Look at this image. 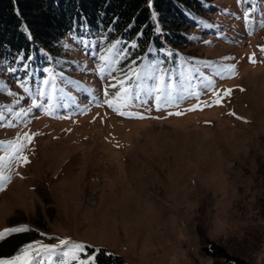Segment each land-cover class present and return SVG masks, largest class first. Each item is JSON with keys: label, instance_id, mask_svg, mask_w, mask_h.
Masks as SVG:
<instances>
[{"label": "rangeland", "instance_id": "rangeland-1", "mask_svg": "<svg viewBox=\"0 0 264 264\" xmlns=\"http://www.w3.org/2000/svg\"><path fill=\"white\" fill-rule=\"evenodd\" d=\"M209 4L163 54L71 38L57 64L0 72V142L36 134L29 163L3 170L0 233L28 231L0 239H25L0 259L68 240L81 259L231 264L219 246L264 264V0ZM124 88L135 115L107 103Z\"/></svg>", "mask_w": 264, "mask_h": 264}, {"label": "trees", "instance_id": "trees-1", "mask_svg": "<svg viewBox=\"0 0 264 264\" xmlns=\"http://www.w3.org/2000/svg\"><path fill=\"white\" fill-rule=\"evenodd\" d=\"M209 6V0H0V72L19 68L21 61L39 71L57 64L63 40L71 38L94 46L120 41L131 54L145 58L163 54V39L173 46L185 44L184 33L210 12ZM23 239L1 241L0 257ZM213 247L209 255L249 264ZM95 264L123 262L100 248Z\"/></svg>", "mask_w": 264, "mask_h": 264}, {"label": "snow or ice", "instance_id": "snow-or-ice-1", "mask_svg": "<svg viewBox=\"0 0 264 264\" xmlns=\"http://www.w3.org/2000/svg\"><path fill=\"white\" fill-rule=\"evenodd\" d=\"M107 59V57H105ZM134 75H138L134 73ZM163 82V78L161 77V83ZM159 91V89H157ZM124 95L119 96V101L114 102L109 100L107 103L109 107H113L115 111H117L120 115H135L132 113H125L122 110V107H128L129 98L128 92L129 89H123ZM231 89L225 91L224 95H230ZM216 103H222L223 97L217 93ZM159 99V97H157ZM122 102V103H121ZM195 110V109H190ZM180 115L182 113H176ZM234 115V114H233ZM139 118H143L142 116ZM36 134L29 135L25 133L22 137L17 138L16 141H9L7 145L4 142H0V150H2L5 154L0 156V190H3V186H6L8 182H10L11 177L9 175L4 174V169L9 167V164H27L29 163L28 157L24 155V150L27 144H30L33 140V136ZM28 231L27 228H12L7 229L3 233H0V239H3L6 235L13 232H23ZM62 246H68L64 249ZM86 246L81 243L69 242L68 240H61L60 245L57 246H33L28 245L25 249H23V256H17L12 259H0V264H52L53 256H58L56 264H95V257H88L87 259H81L78 253H82L85 251Z\"/></svg>", "mask_w": 264, "mask_h": 264}]
</instances>
